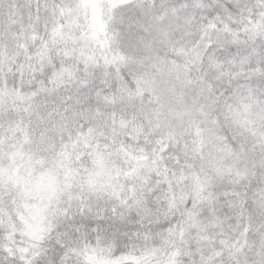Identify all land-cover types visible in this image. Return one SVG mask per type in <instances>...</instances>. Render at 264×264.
<instances>
[{"label":"snow or ice","instance_id":"obj_1","mask_svg":"<svg viewBox=\"0 0 264 264\" xmlns=\"http://www.w3.org/2000/svg\"><path fill=\"white\" fill-rule=\"evenodd\" d=\"M0 264H264V0H0Z\"/></svg>","mask_w":264,"mask_h":264}]
</instances>
